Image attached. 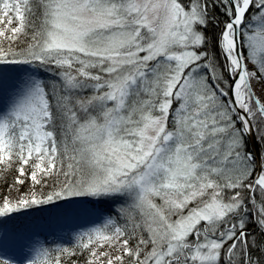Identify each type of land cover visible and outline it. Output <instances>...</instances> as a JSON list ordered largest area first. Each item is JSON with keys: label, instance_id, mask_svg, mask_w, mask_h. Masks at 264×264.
Masks as SVG:
<instances>
[{"label": "snow or ice", "instance_id": "1", "mask_svg": "<svg viewBox=\"0 0 264 264\" xmlns=\"http://www.w3.org/2000/svg\"><path fill=\"white\" fill-rule=\"evenodd\" d=\"M0 25V170L31 181L0 264H264V0H0ZM37 212L68 246L14 260Z\"/></svg>", "mask_w": 264, "mask_h": 264}, {"label": "bare ground", "instance_id": "2", "mask_svg": "<svg viewBox=\"0 0 264 264\" xmlns=\"http://www.w3.org/2000/svg\"><path fill=\"white\" fill-rule=\"evenodd\" d=\"M18 217L19 219L10 225V229H14L10 232V235H13V240L9 238L6 247L7 254L13 259L20 258L22 251H28V248H21L17 243L21 244V241H23L24 243H29V246H31L45 232L58 233L62 236L68 232H73L75 228L74 224L50 217L46 213L40 214L37 212L34 215L22 214ZM4 251L3 235L0 233V253Z\"/></svg>", "mask_w": 264, "mask_h": 264}, {"label": "rangeland", "instance_id": "3", "mask_svg": "<svg viewBox=\"0 0 264 264\" xmlns=\"http://www.w3.org/2000/svg\"><path fill=\"white\" fill-rule=\"evenodd\" d=\"M0 27H3V25H0ZM253 88L256 91V94L258 96H260L262 89H264V81L261 82H257V81H253L252 82ZM262 102H264V96H260ZM17 166L14 165L13 168L11 170L8 171H3L0 170V203L3 202V200L7 197L9 199L15 200L18 199L22 194H24L25 192H27L29 190L31 181L30 179L26 177H21V179H24V184H15V179L18 176V172L16 170ZM26 174H27V168H26ZM37 190H39V186H37ZM46 190V189H45ZM29 211V210H28ZM33 211V210H30ZM23 213L20 214H12L13 216H20ZM73 234H69V235H62V236H58L55 235V233H49V232H45L43 235L41 234V237H39V241H44L45 239L50 241V242H56V243H62L65 246H68V241L69 239L72 237ZM9 238L11 240H13V235H10ZM19 244V246L21 248H29V243H24L23 241H21ZM109 250L107 249V247L105 248H99L97 249V256L99 257V260L97 261V264H105V261L107 260V257H103L100 256V253L103 251ZM113 254H115L113 252ZM87 254H85L86 256ZM78 260L80 262H78L79 264H84V260L85 257L84 256H77V257H73L72 259H81ZM15 260V259H14Z\"/></svg>", "mask_w": 264, "mask_h": 264}, {"label": "trees", "instance_id": "4", "mask_svg": "<svg viewBox=\"0 0 264 264\" xmlns=\"http://www.w3.org/2000/svg\"><path fill=\"white\" fill-rule=\"evenodd\" d=\"M47 190V189H46ZM73 260H75V259H73ZM78 260H81L82 261V258L81 259H77L76 261H78ZM78 262H80V261H78ZM79 264V263H78Z\"/></svg>", "mask_w": 264, "mask_h": 264}]
</instances>
